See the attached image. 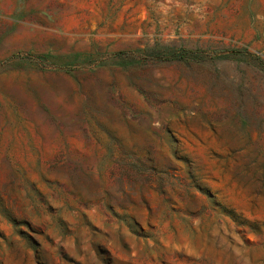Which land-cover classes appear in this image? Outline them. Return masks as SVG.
I'll use <instances>...</instances> for the list:
<instances>
[{
    "label": "rangeland",
    "instance_id": "rangeland-1",
    "mask_svg": "<svg viewBox=\"0 0 264 264\" xmlns=\"http://www.w3.org/2000/svg\"><path fill=\"white\" fill-rule=\"evenodd\" d=\"M0 264H264V0H0Z\"/></svg>",
    "mask_w": 264,
    "mask_h": 264
}]
</instances>
